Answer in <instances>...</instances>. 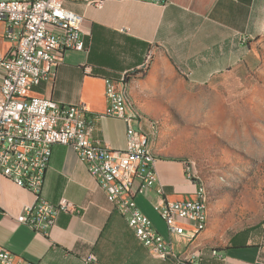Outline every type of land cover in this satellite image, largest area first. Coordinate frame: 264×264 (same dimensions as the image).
Masks as SVG:
<instances>
[{
	"label": "crops",
	"instance_id": "0c3cea01",
	"mask_svg": "<svg viewBox=\"0 0 264 264\" xmlns=\"http://www.w3.org/2000/svg\"><path fill=\"white\" fill-rule=\"evenodd\" d=\"M67 6L83 17L85 50L64 51L30 94L83 105L95 118L93 138L115 151L125 148L126 129L123 120L104 114L105 78L120 79L138 69L123 80L131 102L128 112L140 114L138 126L152 143L158 122L134 100L142 95V72L156 79L165 69L189 84L203 85L245 65L248 42L264 36V0H103L98 6ZM6 28L0 19V59L14 49ZM154 155L158 181L134 200L171 245L170 258L155 256L137 239L83 161L63 144L51 148L40 196L53 204L65 198L75 210L59 211L47 235L35 233L16 220L35 202L34 193L0 175V245L39 264H87L84 259L90 254L99 264H264V224L222 236L207 222L192 240L169 233L153 202L191 197L194 185L184 175L183 162ZM207 214L209 219V209Z\"/></svg>",
	"mask_w": 264,
	"mask_h": 264
},
{
	"label": "built area",
	"instance_id": "2783aa9c",
	"mask_svg": "<svg viewBox=\"0 0 264 264\" xmlns=\"http://www.w3.org/2000/svg\"><path fill=\"white\" fill-rule=\"evenodd\" d=\"M103 0H0V19L6 37L14 42L11 56L0 59V175L32 191L35 202L23 208L16 220L32 231L47 235L61 210L75 207L65 198L53 204L41 198L45 169L54 144L70 146L98 182L107 200L126 220L137 239L155 256L173 255L169 242L153 228L137 207L134 197L146 193L158 181L150 137L139 126L140 114L128 112L120 79L105 78L107 107L104 114L125 123V148L111 150L93 138L95 118L83 105L60 104L31 95L61 59L64 51H84L83 17L68 3L98 6ZM164 3L167 0H143ZM184 175L194 185L192 196L177 200L163 197L154 209L169 233L192 240L200 229L198 181L193 163H183ZM160 195L161 189L157 190ZM87 264H99L93 254ZM0 264H39L12 254L0 245Z\"/></svg>",
	"mask_w": 264,
	"mask_h": 264
},
{
	"label": "rangeland",
	"instance_id": "374dc122",
	"mask_svg": "<svg viewBox=\"0 0 264 264\" xmlns=\"http://www.w3.org/2000/svg\"><path fill=\"white\" fill-rule=\"evenodd\" d=\"M248 43L245 65L203 85L165 69L156 79L142 72V95L133 96L158 122L155 152L193 163L208 225L222 236L264 224V36Z\"/></svg>",
	"mask_w": 264,
	"mask_h": 264
},
{
	"label": "bare ground",
	"instance_id": "6f19581e",
	"mask_svg": "<svg viewBox=\"0 0 264 264\" xmlns=\"http://www.w3.org/2000/svg\"><path fill=\"white\" fill-rule=\"evenodd\" d=\"M126 87V86H125ZM124 87V85H122V94H123V98L126 100L127 103V109L129 108V97H128V93L126 91V88ZM150 145V142H149ZM150 149V148H149ZM154 161H157V157L154 155ZM199 188V196L200 197H204L205 198V190L202 187V185H198ZM207 220H208V214H207V205H206V201H205V205H200V229L197 230L194 234L193 237H195L196 235H198L201 231H203L206 227L207 224Z\"/></svg>",
	"mask_w": 264,
	"mask_h": 264
},
{
	"label": "trees",
	"instance_id": "16d2710c",
	"mask_svg": "<svg viewBox=\"0 0 264 264\" xmlns=\"http://www.w3.org/2000/svg\"><path fill=\"white\" fill-rule=\"evenodd\" d=\"M138 71V69H136V71L134 70L133 72H129V73H126L125 75H124V82H127L128 81V79L131 77V75H133L135 72H137ZM199 183V182H198Z\"/></svg>",
	"mask_w": 264,
	"mask_h": 264
},
{
	"label": "water",
	"instance_id": "95a60500",
	"mask_svg": "<svg viewBox=\"0 0 264 264\" xmlns=\"http://www.w3.org/2000/svg\"><path fill=\"white\" fill-rule=\"evenodd\" d=\"M167 258H170V256H168Z\"/></svg>",
	"mask_w": 264,
	"mask_h": 264
}]
</instances>
